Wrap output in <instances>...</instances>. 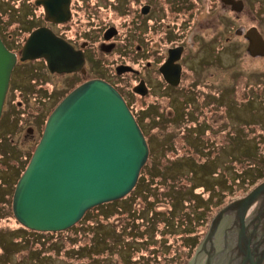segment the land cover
<instances>
[{
	"label": "rangeland",
	"instance_id": "obj_1",
	"mask_svg": "<svg viewBox=\"0 0 264 264\" xmlns=\"http://www.w3.org/2000/svg\"><path fill=\"white\" fill-rule=\"evenodd\" d=\"M7 1L4 0V4L10 3L12 0ZM145 1L138 0L137 8L140 9ZM153 1L157 2V6L161 5L159 3L161 0ZM255 1L253 7L255 3L258 4ZM110 2L112 3L111 9L103 10L100 13L101 28L110 24L119 26L121 29H119L120 33L116 37V41L120 45L116 52L104 55L99 51V43H94V47L98 49L96 57L93 54V60L89 65L91 70L89 77L99 75L101 72L107 73L111 80L126 93L140 119L149 115L142 122L155 148L153 155L149 156L150 160L152 159L150 165L154 164V167H157V164L162 165L167 156L169 159H174V157H181L187 152H192L191 147L185 144V133L190 129L195 135L196 123L204 122L205 119L204 123L208 130L204 132L205 129L198 133V138L203 141L204 146L201 150L202 155L199 156L195 152L194 156L202 158L208 153L204 148H218V150L215 149L217 159L214 162L225 168V171L223 170L221 175H215V182L209 189H212L216 183L223 185L221 181L224 179L226 185L222 186L218 203L212 197L208 200L209 205L205 204V208L196 206L194 202H191V205L185 203L174 216L175 227L163 228L162 223L159 228L163 230L157 229L154 232L147 229L143 239H140V237H136L139 233L129 230L130 225L135 227L138 223L135 208H142L143 203L147 201H152L153 205L156 204L154 206L160 211L170 210L171 207L166 180L163 182L159 180L158 188L147 186L153 194L145 198L141 197L146 194V190L147 194L150 192L145 187L148 181V172L153 175L158 174V172L154 173L153 170H150V165H148L143 174L145 185L140 184L136 191L129 198L127 197L128 199L109 205L107 208L104 207L101 211H94L92 208L81 219L82 221L80 220L81 223L78 222L66 230L45 232L47 234L43 233L39 237L40 240L33 237L34 233L24 230V226L16 219L13 212V195L18 182L17 176L20 169L23 171L30 162L39 142V133L34 135L29 132V129L36 126L37 130H43L47 118L64 94L68 92L69 80L64 76L51 75L43 61L26 63L23 66L24 70L31 71L29 75L31 79L23 81V83H28V85L26 84V91H28L24 97H21L19 90L15 89L18 85L13 86L0 119V137L3 138V142H0V199L2 198L0 202V264H190L197 250V242L204 238L212 219L220 209L231 201L247 195L252 188L264 181L263 178L252 184V178L255 176L253 165L255 164L260 169L264 167V57L254 58L248 55L247 40L235 34L237 28L250 27L257 24L258 20L253 18L248 10L241 14L243 16L241 19H236L235 14L227 11L220 0L204 1L201 3L205 9L206 3L207 6H212L211 20L207 22L206 31L200 29L199 25L194 28L190 23H186V17L183 14L175 15L172 11L166 12L163 7L162 13L158 9L153 13H151L152 11L150 14L148 13L152 17L148 25L153 28L148 30L146 52L133 54L137 44H133L130 52V45H126L124 39L128 26L126 21L129 18L126 15L117 14L115 8L118 6L114 4V0H110ZM250 8L253 9L251 6ZM124 10L120 13L121 15L125 14ZM253 11L255 13L256 9ZM170 17L171 19H169ZM259 17H262L261 11ZM1 19L2 21L8 20V16L5 14ZM224 19L227 20V23L221 24L220 20ZM11 20L13 22V19ZM261 26L264 29V24ZM11 27L12 29L18 27V23H11ZM165 32L169 36L168 41L163 37ZM204 32L205 34H203ZM16 33H19V38H21L23 31H16ZM194 36L209 42L211 49L209 48V51L205 52L203 44L199 45L198 41L193 44ZM204 42L203 40L202 43ZM177 43H187L190 46L192 53L189 58L190 68L191 65L199 66V61L204 55L210 60L208 62L210 65L202 71L201 84L215 103L205 107L202 103L204 97L200 95L195 100L196 103L192 104V106L197 105L195 108L191 109L188 107L189 104L186 106L191 110L185 109V105L182 103L179 106L177 102H174V106L173 103L170 104L172 102L170 98L173 99L174 93L171 95L165 92L162 85L159 88L156 84L159 78L156 76H154L155 84H153L152 93L147 97H140L134 95L132 90L133 85L139 79L138 75L125 73L117 77L116 73L108 72V66H112L111 69H114V65L125 62L138 70H143L141 76L146 77L148 76L144 72L146 61L148 59L153 62L154 60L161 61L163 57L159 58L162 55L165 56L167 47ZM12 48L15 51L19 47L14 45ZM20 64L13 71L14 74L19 73ZM106 69L108 70L106 71ZM35 76L37 81L34 79ZM193 78L194 76L187 72L183 85H188ZM34 84L37 87L34 88ZM185 87L187 88V86ZM31 89L38 91L37 93L29 92ZM183 95L185 93L181 95L185 103L187 101L184 100L185 96ZM21 100L24 101V104L18 105ZM240 103L242 104L240 105ZM148 107L149 109L146 110ZM174 108L176 111L182 110L184 113H189V118L182 113L183 116L175 121H169L168 118L158 120L159 116L172 115ZM236 131L239 132V137L231 139L236 136L234 134ZM229 140H235L238 147L235 148L233 143L229 144ZM235 159L238 161L236 162ZM5 164L6 167H4ZM181 170L188 171L187 168ZM242 171L245 173L241 174ZM192 180L200 185L206 184L208 178L202 171L192 176ZM182 183L185 184L187 181L182 180ZM196 191L202 193L204 189L200 187ZM155 193H160L161 198L159 196L156 200ZM209 194L210 190L204 193V197L207 198ZM111 214L113 215L108 219L107 216ZM104 216L106 220H104ZM144 216L147 215L144 214ZM94 220L100 222L97 228L99 234L97 239L93 238L92 232ZM109 229L114 230L115 233L124 230L127 236L134 237L129 236V242H127L126 238L118 235L115 237L113 245L108 249L109 251L98 248L97 252L103 250V253L95 256V260L90 261V258L79 260L82 254L75 252L78 247L93 243V240L99 241L100 234H104L106 230L110 233ZM164 241H167V244L162 247ZM17 242L19 244L15 245L14 243ZM44 244L49 246L43 248ZM160 244L161 246H159ZM59 246L63 249L55 251ZM73 248L75 250L71 251ZM36 249L38 253L34 252ZM40 249L41 252L44 250L45 252L41 253ZM105 249L107 248L105 247ZM154 252L159 254L153 255ZM92 258L94 259L93 256Z\"/></svg>",
	"mask_w": 264,
	"mask_h": 264
},
{
	"label": "water",
	"instance_id": "obj_2",
	"mask_svg": "<svg viewBox=\"0 0 264 264\" xmlns=\"http://www.w3.org/2000/svg\"><path fill=\"white\" fill-rule=\"evenodd\" d=\"M257 39L249 47L253 54L264 48V40ZM39 58L46 59L52 72L75 71L83 63L72 46L46 28L34 31L21 50V61ZM17 62L18 55L0 36V119ZM135 91L147 94L143 83ZM148 156L147 140L123 95L103 79L88 80L50 114L16 184L14 215L31 230H66L91 208L132 191ZM224 223L230 224L225 231ZM190 264H264V181L220 209Z\"/></svg>",
	"mask_w": 264,
	"mask_h": 264
},
{
	"label": "flooded vegetation",
	"instance_id": "obj_3",
	"mask_svg": "<svg viewBox=\"0 0 264 264\" xmlns=\"http://www.w3.org/2000/svg\"><path fill=\"white\" fill-rule=\"evenodd\" d=\"M9 1L10 0H8L7 2ZM43 1L44 0H12L10 3L4 4V0H0V36L2 40L4 41V43L6 44V46L10 50L14 51V49L12 48L14 45H17V47H19L17 50L14 51L18 55V62L14 70L17 68L18 64L21 63L19 73L14 74V72H12L10 85H9V89L7 92L5 102L7 101L10 90L13 89V86L18 85V87H15L16 91L19 90V92L21 93L20 95L21 97L25 96L26 92L28 91V90L26 91L28 83H23V81L25 79H28L27 81L31 79L29 76L31 74V71L24 70L25 68L23 66L24 64L32 62V61L34 62L43 61L45 63L46 69L49 71L51 75L67 77V79L69 80L68 89H67L68 92L64 94L62 99H64L76 87H78L79 85H81L82 83L88 80L97 79V78L103 79L107 81L108 83L112 84L114 87H116L118 91L123 95L128 106L133 112L138 124L140 125L142 132L144 133V136L149 146V156H150L151 155V149H150L151 144L149 143V140L151 139H150L149 133L146 131L145 125L142 122L143 120H146V117L148 118L149 115H146V117L145 118L143 117L144 119L142 118L141 120L140 116L136 114V112L134 111V108L130 100L126 96V93L123 92V90L119 86H117L115 82L111 80V78L107 75V73L105 74L101 72L99 75H94L92 77H89V75L91 74L89 65H90V62L93 60V54L96 57V51L98 49L94 47V43L95 42L99 43L98 44L99 51L100 53L104 55L116 52L118 49V46L120 45V44H117V41H116V37L120 33L119 29H121L119 26L110 24V25H107L106 27L101 28L102 21L100 19V13L103 12V10L111 9L112 3L110 2V0H46L47 3L48 2L50 3L52 10L56 11L55 13L50 12L49 11L50 7L49 6L46 7ZM204 1H209V0H161L159 1L161 5L157 6V2L153 0H146L145 3H143L140 6V9H138L136 6V4L138 3V0H114V4L118 6V8H115L117 10L116 13L119 14L120 16L126 15L129 18L126 21V24L128 26H127L126 34L124 38L125 44L130 45L129 51L131 52L132 46L135 43L137 44V46L133 54L144 53V51L146 52L145 47L147 44L146 41L148 40V37H147L148 30L153 28V27H149L148 25L149 20L150 19L152 20V17H150L149 14L151 11H152L151 13H153L156 9L160 10V13H162L163 9L165 8L166 12L172 11V13H175V15L183 14L186 17L185 18L186 23L187 22L190 23L194 28H196L199 25L200 29L206 30L207 25H208L207 22L208 20H211L212 6L210 5L207 6V3H206L204 5L206 7L205 9L202 6L203 5L202 3ZM220 1L224 4V7H226L227 11H229L232 14H235L236 19H241L243 17L241 16V14L245 10H248L253 15V18L258 20L257 24H253L250 27L243 28V29L242 27L237 28L235 30V34L239 37L242 36L245 40H247L248 55L254 58L264 57V53H263L264 48L260 47L262 53H258V54H253L252 50H250L249 48L252 39H254L253 43L255 45H257L258 37L264 40V29L261 26L262 24H264V13H263L264 1L262 0H256V1L255 0H233V1L220 0ZM254 1L257 2L258 4L255 3L253 7ZM250 6L253 9H251ZM254 8L256 9L255 13L253 11L255 10ZM63 10H66V13L60 12ZM122 10H124L125 12L124 15L120 14L122 13ZM260 11L262 12V17H259ZM5 14L8 16L9 21L6 19L2 21L1 18ZM11 19H13L14 23H18V27H15L14 29H12L11 23L13 22ZM169 19H171V17ZM173 19H175V17H173ZM220 21H221L220 22L221 24L227 23L226 19L220 20ZM40 28H46L47 30H50L58 38H60L61 40H63L64 42L72 46L73 52H75L77 59L80 58V56H82L83 63L78 70L71 71V72H52L49 70L45 58L26 60V61L20 60L21 50L24 44L28 40L29 36L34 31ZM97 28H99V31H97ZM14 30L15 32H13ZM16 31L17 32L23 31L21 38H19L20 35L19 33L17 34ZM203 34H205V32ZM163 37L165 38V40L167 41L169 40V36H167V32H165V36ZM196 37L194 36L195 40H193V44H195L196 41H198L199 45L203 44V47H205V50H206L205 52H207V50L209 51L211 44L207 42L205 39H203L205 42L202 43L203 40L199 37L197 39ZM93 48L94 50H92ZM190 55H192L191 48L187 43H177V44L167 47L165 56L162 55L159 58L161 59L163 57L161 61L154 60L153 62L150 59L146 61V68L144 69V72L148 74V76L146 77L141 76L143 70H138L133 65L129 63H125V62H120L114 65L113 67L114 69H111L112 66H108L109 70L106 69V71L108 70V72H111V73L114 72V74L116 73L117 77L125 73H131V74L138 75L139 79L137 83L133 85L132 87L134 95H137L140 97H147L149 94H151L153 90V84H155L154 76H156L159 78L158 81L156 82L159 88L163 86V88L166 90L165 92H168L171 95H173L174 93L173 99L170 98L172 101L170 104L173 103L172 105L175 106L174 102H177L180 106V103H182L183 105H185V109H190V108L193 109L197 105L192 106V104L196 103L195 100L199 98L200 95H203L204 98H203L202 103L206 107L212 103H215L209 97L208 95L209 92H206L205 88H203L201 84L202 71H204L210 65L208 63L210 62V60H208V57L204 55L205 59L203 57L199 61V66L191 65V68H190V64H191V61H189V58L191 57ZM156 63L158 64L156 67H154ZM123 66L129 67V69H126V70H123L121 68L118 69L119 67H123ZM169 68H171L172 70H169ZM187 72H190L192 76H194V78L188 83V85H185V84L183 85ZM167 74L171 78H169ZM34 79L35 81H37L36 76L34 77ZM140 83L145 84L146 89H147L146 95H142L135 91V88ZM185 86H187V88ZM35 87H37L36 84H34V88ZM37 91L35 89H31L29 92L37 93ZM182 93H185V95H183L185 96L184 100L186 99L187 101L185 103L183 101V97L181 96ZM62 99L60 100V102L62 101ZM23 104H24V101L21 100L19 101L18 105H23ZM188 104H189L188 107L190 108L186 107ZM241 104L242 103H240V105ZM57 105L55 106V108L57 107ZM148 109L149 107L146 108V110ZM172 111H173L172 115L167 114L164 116H159L158 120L161 118H165V119L168 118L169 121H175V120H178L179 117H182L183 116L182 113H184V111L182 110L176 111L175 108ZM146 113H148V111H146ZM184 115L187 116L188 118L190 116L189 113L187 112H185ZM46 122H45V125H46ZM204 122H205V119H204ZM204 122L202 121L199 124L196 123L195 126L197 129H196L195 135L198 136L199 135L198 133H200L202 130H205V129L206 130L204 132H207L208 130L207 125ZM45 125H44V128H45ZM44 128L41 131V129L37 130L36 126H33L30 129L31 130L30 133L34 135L39 133L38 137L40 141ZM188 130L191 132L190 129ZM192 134L194 135V133ZM235 134L238 135L239 132L236 131ZM149 156H148V159L145 165L147 164L150 158ZM138 183H139V179L135 187L132 189V191L135 190ZM130 192L127 194V196H124L123 198H120L117 200H113L111 202L126 200L127 197L129 198V196L132 194ZM256 205L252 206L248 210L247 218L251 215V212L256 208ZM229 225H230L229 223H224L223 230L225 231L229 227Z\"/></svg>",
	"mask_w": 264,
	"mask_h": 264
},
{
	"label": "trees",
	"instance_id": "obj_4",
	"mask_svg": "<svg viewBox=\"0 0 264 264\" xmlns=\"http://www.w3.org/2000/svg\"><path fill=\"white\" fill-rule=\"evenodd\" d=\"M235 133L236 132H234V134ZM185 135H186L185 144H187L188 146L191 147L190 150H192V152H187L186 155H183L181 157H174V159H171V158L169 159L167 156L164 158L165 162L162 159V161H163L162 165L157 164V167H154V164L150 165V163L152 162V159L150 160V158H149V161L141 170L138 185L136 186L134 191L130 192V193L135 192L136 189L138 188V186H140V184L145 185L146 182L144 181L143 174H144V171L146 170L148 165H150V168H149L150 170H153L154 173L158 172V174L153 175V173L148 172V178H147L148 181H147L145 187L146 188H147V186H156L157 187L159 185V183H158L159 180H161L162 182H163V180H166L167 187H169L168 193H170V195H169L168 200L170 201V204H171L170 210H166V211L161 210L160 211L154 206L156 204L153 205L152 201H149V202L145 201L147 204L143 203L142 208H137V207L135 208V211H137V212H135V214L138 215V217L136 218V220H138V223L135 227L133 225H130L129 230L130 231H136V233H139L136 237H140V239H143L147 229L153 230L154 232H156L157 229L163 230V229L159 228V225L162 223H163V228L175 227V222L173 223L174 216L185 205V203L191 205V202H194V204L196 206L205 208V204L209 205L208 200L211 199V197L213 198V200H215L216 203H218V198H219V194H220V191L222 189V186L224 187V184L226 185V180L224 179L221 181V182H223V185L216 183L214 185L215 187L213 186L212 189H209V187H211V185H213L215 182V175H221L223 170L225 171V168H222L220 165L215 164V162H214L217 159V156H216L217 153H216L215 149L218 150V148H204V150L208 151L207 155L202 156V158L201 157L195 158V156H194L195 152H197V154L199 156L202 155L201 150L204 147L203 141L200 140L199 138H197L199 135L198 136L193 135L192 132H190L189 130H187ZM203 135H204V133H203ZM238 135H236L234 138H231V139H236L237 137H239ZM171 141L173 142V139ZM206 141H207V139H206ZM0 142H3L2 137H0ZM149 143L151 144L150 149H151V156H152L155 148L152 145L151 140H149ZM228 143L229 144L233 143V146L235 148L238 147V144L235 142V140H229ZM11 145H13V144L11 143ZM261 158H262V155L260 156V159ZM235 161L237 162L238 159H235ZM28 164H27V166H28ZM27 166H25V169ZM4 167H6V164ZM182 168H187L188 169L187 172H189V173L182 171L181 170ZM253 168H254L253 170H254L255 176L252 178V180H253L252 184H255V182H258L260 179L264 178V167H263V169H260V168H257L256 165L254 164ZM25 169L23 171H21V169H20L19 174L17 176V181L19 180V178L21 177V175L23 174ZM202 171H203V173L206 174L208 180L206 181V184H200L199 185V184H196L195 181L192 180V176H194L196 173L202 172ZM244 171H242L241 174ZM182 180H186L187 183L183 184ZM240 180H242L241 177H240ZM249 180L250 179H248V181ZM250 182H251V180H250ZM156 187H154V188H156ZM200 187H203V189H204V191L202 193H198L196 191V189L200 188ZM153 190H155V189H153ZM208 190H210V194L208 195L207 198H205L204 193ZM152 194L153 193H151V191L147 194V190H146V194L141 195V197L145 198V197L150 196ZM159 196L161 198L162 195H160V193L159 194L155 193L156 200H157V197H159ZM1 200H2V198L0 199V202H1ZM117 202H119V201L101 204V205L94 207L93 210L94 211H101V210H103L104 207L107 208V207H109V205H113L114 203H117ZM88 211L86 212L85 216L87 215ZM144 214H146L148 217L144 216ZM112 215L113 214L107 216L108 219ZM145 217H146V221H145ZM140 219H141V223H140ZM104 220H106L105 216H104ZM144 221L146 222V224L144 223ZM79 223H81V222L79 221ZM76 224H78V222ZM99 225H100L99 221H95V220L93 221V226H92L93 231L92 232H93V238H95V239H97L99 236L98 230H97ZM23 228H24V230H27V231L34 233L33 237L38 238V239H39V237L42 236L43 233H45V232L49 233L50 232V231H35V230H31V229L29 230L26 227H23ZM104 232H105L104 234H100V237H101L99 239L100 242L98 240H93V243L78 247L77 251H75V252L82 254V256H80L79 260L82 258L83 259L84 258H90V261L95 260V256L101 255V253H103V250L109 251L108 249L110 248V246L113 245V243L115 241V237H117L118 235L126 238L127 242H129L128 240H129L130 235L127 236V233H125L124 230L118 231L117 233H115L114 230L112 231V229L110 230V233H108L107 230ZM45 234H47V233H45ZM130 237L133 238L134 236H130ZM154 238H155V236H154ZM189 238H191V237H189ZM43 241H45V240H43ZM201 241L197 242V244H196L197 248H198L199 244L201 243ZM153 242H155V240H153ZM158 243H160V242H158ZM14 244L18 245L19 243L17 242ZM41 244H42V242H41ZM166 244H167V241H164V243H162V247H165ZM100 245H103V247H100ZM48 246H49L48 244H44L42 247L44 248V247H48ZM159 246H161V244ZM105 247L107 249H105ZM98 248H101L103 250L101 252H100V250L97 252ZM41 249H40V252H41ZM62 249H63V247L59 246L57 249H55V251H60ZM74 250L75 249L73 248L71 251H74ZM34 252L38 253L37 249ZM44 252H45V250H44ZM44 252H41V253H44ZM157 254H159V253H155V252L153 253V255H157ZM92 256L94 257V259L92 258ZM114 264H116V263H114Z\"/></svg>",
	"mask_w": 264,
	"mask_h": 264
}]
</instances>
